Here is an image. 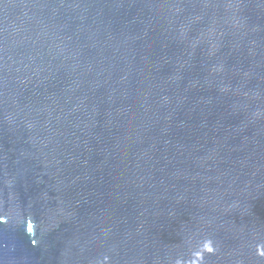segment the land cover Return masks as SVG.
<instances>
[{
	"label": "water",
	"instance_id": "1",
	"mask_svg": "<svg viewBox=\"0 0 264 264\" xmlns=\"http://www.w3.org/2000/svg\"><path fill=\"white\" fill-rule=\"evenodd\" d=\"M0 264H264V0H0Z\"/></svg>",
	"mask_w": 264,
	"mask_h": 264
}]
</instances>
